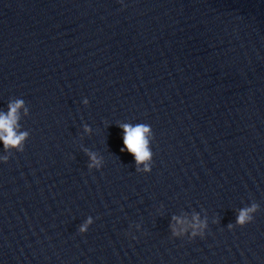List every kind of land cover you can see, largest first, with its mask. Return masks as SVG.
<instances>
[{
	"label": "clouds",
	"instance_id": "clouds-1",
	"mask_svg": "<svg viewBox=\"0 0 264 264\" xmlns=\"http://www.w3.org/2000/svg\"><path fill=\"white\" fill-rule=\"evenodd\" d=\"M123 3V0H121ZM83 103L87 105L88 99H84ZM29 115V108L21 98H14L9 100L7 104V111H0V143L3 145V155H0V162L7 163L13 150L15 152H23L25 143L30 137L27 130H21L22 125L20 121ZM123 132V147L121 152H127L134 158L136 165V172L150 173L152 171L154 153L151 148V142L154 139L153 130L150 125L145 123H120L118 125ZM85 132H90L88 125L84 126ZM86 155L89 157L88 169L100 170L104 164V158L96 152L89 149H84ZM259 204L252 202L250 206H245L238 209L235 224H229L228 229L232 230L234 227H244L253 222L254 214L259 210ZM215 222V221H213ZM94 223L93 217L89 216L79 225L78 231L83 234L86 233L89 227ZM137 229L140 225H135ZM172 237H184L188 235L189 239L196 237L203 238L208 229L207 218H201L198 213H193L191 218L184 215H173L172 223L169 225ZM135 239L136 237H132Z\"/></svg>",
	"mask_w": 264,
	"mask_h": 264
}]
</instances>
